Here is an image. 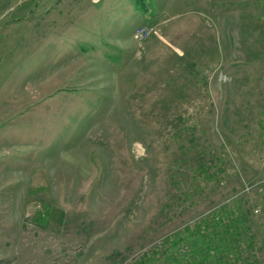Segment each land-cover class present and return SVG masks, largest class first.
I'll return each instance as SVG.
<instances>
[{
    "label": "rangeland",
    "instance_id": "374dc122",
    "mask_svg": "<svg viewBox=\"0 0 264 264\" xmlns=\"http://www.w3.org/2000/svg\"><path fill=\"white\" fill-rule=\"evenodd\" d=\"M143 1L0 0V264H264V0Z\"/></svg>",
    "mask_w": 264,
    "mask_h": 264
},
{
    "label": "trees",
    "instance_id": "16d2710c",
    "mask_svg": "<svg viewBox=\"0 0 264 264\" xmlns=\"http://www.w3.org/2000/svg\"><path fill=\"white\" fill-rule=\"evenodd\" d=\"M143 8L145 3L143 0H135ZM202 221L203 225H198L192 232L189 233L188 245L193 248L191 254L186 256L193 264H211L210 258L214 257V264H229V259L225 262L224 259L229 256L231 243V234L235 229V222L229 221V224L223 223L222 219H218L217 215L208 216ZM217 219V220H216ZM233 224V225H232ZM181 244V240L174 245ZM186 249V248H185ZM180 253L182 249H177ZM178 252V253H179ZM215 255H212L211 253ZM182 254V253H181ZM201 255L198 259L197 256Z\"/></svg>",
    "mask_w": 264,
    "mask_h": 264
},
{
    "label": "built area",
    "instance_id": "2783aa9c",
    "mask_svg": "<svg viewBox=\"0 0 264 264\" xmlns=\"http://www.w3.org/2000/svg\"><path fill=\"white\" fill-rule=\"evenodd\" d=\"M152 30L153 29L149 26L143 27V28L139 29L136 36L138 39L144 40L153 32ZM136 151H137V155H139V156L143 155L144 150L140 146H137ZM255 213H258V211L256 210Z\"/></svg>",
    "mask_w": 264,
    "mask_h": 264
}]
</instances>
